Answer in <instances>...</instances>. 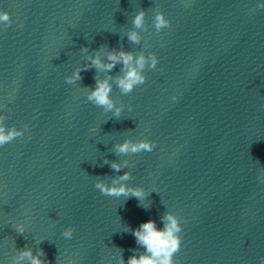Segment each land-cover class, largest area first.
<instances>
[{
    "label": "clouds",
    "instance_id": "9594fccd",
    "mask_svg": "<svg viewBox=\"0 0 264 264\" xmlns=\"http://www.w3.org/2000/svg\"><path fill=\"white\" fill-rule=\"evenodd\" d=\"M258 8H264V4H258ZM250 11H255L252 9ZM146 12L140 9L135 14L132 24L135 29L147 30L145 26ZM156 33H160L161 30L170 27V21L165 17L162 11H156L152 20ZM12 19L7 11H0V25L4 28L11 26ZM127 38L130 42L139 44L142 37L140 34L133 30L127 32ZM81 52H88L87 46H81ZM90 61V64H84L82 68H78L71 77H66L67 84H73L76 81L82 79L81 72L87 71L89 68H96L97 70H103L111 72L118 64L121 65V71L123 75L115 78V85L119 88L122 94L131 93L134 88L142 85L146 82V76L143 74V70L147 65L151 69H156L158 64V57L155 52H149L146 56L143 52L139 55L135 53L124 51L123 49H112L106 54V61L101 59L99 53L95 56L88 55L86 57ZM111 77L100 79L97 78L95 86L88 90L87 100L97 107H101L104 112L112 111L116 117L121 115L123 105L116 106L111 93L113 90ZM172 101H177L178 97L173 95ZM264 108V105H261ZM129 111L132 106L128 105ZM7 117L0 115V147L12 142L18 137L24 136V130L28 129V125H24V130L17 129L15 126L7 127L4 123ZM156 142L153 140L142 139L137 142L125 140L123 143H119L115 146V151L118 154H128L129 152L135 154L140 152H151L155 149ZM105 163H108L106 160ZM122 165L116 162L111 163V168L117 172L121 170ZM131 178L130 173H124L119 177V180L113 179L112 184L109 185L105 181L97 179L95 182V188L99 190L101 195L114 196V197H128L132 196L140 201H143L147 197V193L141 187L129 188L120 181H126ZM261 182L264 183V168L261 169ZM119 185V186H117ZM164 227L158 228L154 220H147L142 222L138 228L133 230V235L136 238L137 244L141 245L145 249V253L139 256L132 255L128 258L127 264H175L174 255L180 251L182 245V224L176 216L171 213L163 216ZM16 230L19 233L24 232L23 225H17ZM74 228L69 226L65 228L62 235L71 239L73 237ZM41 256L46 254L41 250L38 254L33 255L30 249L21 251L20 257L17 260L27 257L30 264H49L46 259L42 260ZM119 264H125L124 258L121 255L119 258ZM260 264H264V257L261 258Z\"/></svg>",
    "mask_w": 264,
    "mask_h": 264
},
{
    "label": "water",
    "instance_id": "95a60500",
    "mask_svg": "<svg viewBox=\"0 0 264 264\" xmlns=\"http://www.w3.org/2000/svg\"><path fill=\"white\" fill-rule=\"evenodd\" d=\"M133 0H0V89Z\"/></svg>",
    "mask_w": 264,
    "mask_h": 264
}]
</instances>
